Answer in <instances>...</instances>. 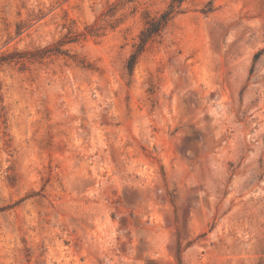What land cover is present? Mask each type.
<instances>
[{"label":"rangeland","instance_id":"374dc122","mask_svg":"<svg viewBox=\"0 0 264 264\" xmlns=\"http://www.w3.org/2000/svg\"><path fill=\"white\" fill-rule=\"evenodd\" d=\"M0 0V264H264V0Z\"/></svg>","mask_w":264,"mask_h":264},{"label":"trees","instance_id":"16d2710c","mask_svg":"<svg viewBox=\"0 0 264 264\" xmlns=\"http://www.w3.org/2000/svg\"><path fill=\"white\" fill-rule=\"evenodd\" d=\"M183 1L184 0H170L166 8L158 15L146 16L145 26L140 31L134 49L126 60V68L129 73L132 72L138 56L146 49L147 44L156 37L161 36L167 24L181 11Z\"/></svg>","mask_w":264,"mask_h":264}]
</instances>
